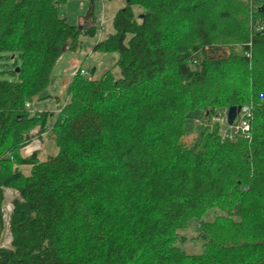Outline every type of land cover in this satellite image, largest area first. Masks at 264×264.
<instances>
[{
	"label": "trees",
	"instance_id": "obj_1",
	"mask_svg": "<svg viewBox=\"0 0 264 264\" xmlns=\"http://www.w3.org/2000/svg\"><path fill=\"white\" fill-rule=\"evenodd\" d=\"M65 2L0 0V58L21 62L0 81V205L19 194L0 264H264V0H126L94 46L115 65L75 75L48 125L54 114L26 104L95 33L67 23ZM239 106L252 107L248 136L205 129L197 150L183 143L191 113ZM36 128L59 149L42 163L22 154ZM215 208L204 253L188 256L180 231Z\"/></svg>",
	"mask_w": 264,
	"mask_h": 264
},
{
	"label": "rangeland",
	"instance_id": "obj_2",
	"mask_svg": "<svg viewBox=\"0 0 264 264\" xmlns=\"http://www.w3.org/2000/svg\"><path fill=\"white\" fill-rule=\"evenodd\" d=\"M125 5L126 0H66L60 7V14L67 23L83 30L94 27L95 33L93 36L82 34L78 49L76 51L68 50L63 53V56L53 70L49 87L37 98L29 101L31 114L42 112L54 114L47 121L48 125L54 124L57 119L56 113L60 110L59 106L63 107L69 102L70 85L78 67L82 66L85 69L86 75L84 76L91 77L92 75L94 79H100L106 71L113 68L117 55L96 52L94 51V46L97 42L105 40L110 34L114 33L113 19L117 11L124 8ZM134 12L138 14L140 10L135 7ZM248 45L251 46V43H248ZM230 52L238 56L242 54L240 46H236ZM246 55L249 56V54ZM15 59L11 54H2L0 58V81L13 82L18 79L17 76L11 74V71H16L21 64L20 60L17 59L18 67L14 66ZM225 114H227V109H219L211 119H204L205 117L202 116L201 111L191 113L187 122L189 133L188 136L183 138V143L190 146L193 150H197L198 143L201 141L205 129L217 131L222 140L244 136L240 128L235 132V128L241 125L240 118L236 120L234 127L227 125L225 122L223 123L222 120V124L217 121L220 117L222 119L225 118ZM39 130V128H36L29 133L30 139L25 148L33 142L40 140L41 149L32 153L31 156L36 155L37 160L42 163L51 157L57 156L59 149L50 135L40 133ZM23 150L22 154L24 155ZM20 171L26 175H30L31 166H20ZM18 197L17 191L7 189L4 193L3 202L0 205V248L3 249L11 247L10 214L13 211V201ZM218 215H221V211L215 208L209 210L198 219L193 218L189 220L186 228L180 231V234L186 240L177 243V247L188 256L202 255L204 247L199 238L200 225L203 223H213ZM77 247L78 245L73 248L77 249ZM81 250L82 246L77 251L80 252Z\"/></svg>",
	"mask_w": 264,
	"mask_h": 264
},
{
	"label": "built area",
	"instance_id": "obj_3",
	"mask_svg": "<svg viewBox=\"0 0 264 264\" xmlns=\"http://www.w3.org/2000/svg\"><path fill=\"white\" fill-rule=\"evenodd\" d=\"M258 30H264V25L262 27H258ZM86 75V71L84 68H82V66L78 67V69L75 71V75ZM26 107L29 108L30 104L27 103ZM228 113V111H227ZM252 107L250 106H246V107H242L241 112L238 114L236 120L238 118H240V124L237 128H235V132L238 131V129L240 128V130L242 131L244 136H248L249 133L251 132V120H252ZM221 120L223 121V123L225 122L227 125V114H225V118L222 119V117L218 118L217 121H219L221 123ZM235 120V122H236ZM234 124L231 127H234ZM222 124V123H221ZM231 138V137H230ZM232 139V138H231ZM41 149V142L40 140H38L37 142H33L32 144L28 145V147L24 148L23 152L24 155L26 157H30L32 153L39 151Z\"/></svg>",
	"mask_w": 264,
	"mask_h": 264
},
{
	"label": "water",
	"instance_id": "obj_4",
	"mask_svg": "<svg viewBox=\"0 0 264 264\" xmlns=\"http://www.w3.org/2000/svg\"><path fill=\"white\" fill-rule=\"evenodd\" d=\"M18 72V69H17ZM242 107H231L228 109L227 113V123L229 126H232L238 116V114L241 112Z\"/></svg>",
	"mask_w": 264,
	"mask_h": 264
},
{
	"label": "crops",
	"instance_id": "obj_5",
	"mask_svg": "<svg viewBox=\"0 0 264 264\" xmlns=\"http://www.w3.org/2000/svg\"><path fill=\"white\" fill-rule=\"evenodd\" d=\"M30 106H31V105H30ZM60 107H61V106H59V109H60ZM44 134H45V133H44ZM44 134H42V135H44Z\"/></svg>",
	"mask_w": 264,
	"mask_h": 264
},
{
	"label": "bare ground",
	"instance_id": "obj_6",
	"mask_svg": "<svg viewBox=\"0 0 264 264\" xmlns=\"http://www.w3.org/2000/svg\"><path fill=\"white\" fill-rule=\"evenodd\" d=\"M33 133V132H32ZM38 134H39V132H38Z\"/></svg>",
	"mask_w": 264,
	"mask_h": 264
}]
</instances>
